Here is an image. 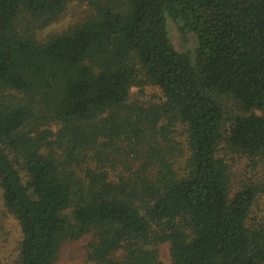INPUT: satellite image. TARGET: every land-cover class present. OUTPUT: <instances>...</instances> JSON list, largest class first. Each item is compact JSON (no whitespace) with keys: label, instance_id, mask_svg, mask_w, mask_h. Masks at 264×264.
I'll return each instance as SVG.
<instances>
[{"label":"trees","instance_id":"16d2710c","mask_svg":"<svg viewBox=\"0 0 264 264\" xmlns=\"http://www.w3.org/2000/svg\"><path fill=\"white\" fill-rule=\"evenodd\" d=\"M70 1L0 0L13 264H57L87 235L91 264H165L164 243L171 264H264V0H87L40 39ZM145 86L160 100H131ZM227 152L249 160L247 178Z\"/></svg>","mask_w":264,"mask_h":264},{"label":"rangeland","instance_id":"374dc122","mask_svg":"<svg viewBox=\"0 0 264 264\" xmlns=\"http://www.w3.org/2000/svg\"><path fill=\"white\" fill-rule=\"evenodd\" d=\"M87 0H71L68 4L63 16L52 25L40 30L38 37L45 39L49 35L59 33L67 29L70 25L79 21L85 10L87 9ZM169 31L175 46L179 50H192L195 47V38L191 35H183L176 24L168 21ZM161 92L152 86H145L143 89L139 87L132 88L131 100H140L145 102L159 101ZM225 156L232 164L233 170L237 175L236 181L240 182L250 173L249 160L237 153L227 152ZM257 176L264 174V167H259ZM254 176V175H253ZM257 178V177H256ZM264 215V197L260 202ZM19 236V228L13 217H6L2 213L0 205V264H13L16 253L17 238ZM91 236L87 235L76 241L66 243L60 252L57 264H91L86 260V245ZM160 257L165 264H171L169 244L164 243L159 246Z\"/></svg>","mask_w":264,"mask_h":264}]
</instances>
